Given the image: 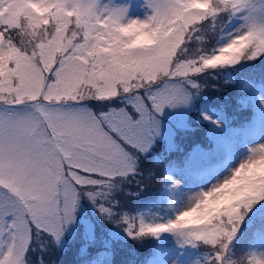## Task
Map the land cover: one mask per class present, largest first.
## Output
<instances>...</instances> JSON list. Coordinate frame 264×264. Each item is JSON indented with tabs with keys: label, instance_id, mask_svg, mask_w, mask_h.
<instances>
[{
	"label": "snow or ice",
	"instance_id": "1",
	"mask_svg": "<svg viewBox=\"0 0 264 264\" xmlns=\"http://www.w3.org/2000/svg\"><path fill=\"white\" fill-rule=\"evenodd\" d=\"M147 5L140 20L101 0H0V264H26L34 233L59 240L78 192L95 196L96 186L132 172L133 154L157 131L155 114L186 102L183 81L264 55L254 0ZM220 12L244 13L243 31L214 55L178 59L188 32ZM145 31L151 44L136 39ZM262 200L264 145L174 220L141 221L135 234L202 241L215 250L211 264H231L229 245Z\"/></svg>",
	"mask_w": 264,
	"mask_h": 264
},
{
	"label": "rangeland",
	"instance_id": "2",
	"mask_svg": "<svg viewBox=\"0 0 264 264\" xmlns=\"http://www.w3.org/2000/svg\"><path fill=\"white\" fill-rule=\"evenodd\" d=\"M101 2L125 8L128 19L143 20L151 14L147 0ZM254 3L264 19V0ZM243 16L220 12L197 22L178 46L177 58L198 60L216 54L243 31ZM226 25L230 26L226 33L219 35ZM136 39L144 44L153 42L146 31ZM262 57L206 68L183 81L186 102L165 105L155 114L157 131L146 150L133 154L134 170L115 177L108 186H96L95 196L88 191L78 192L72 219L64 224L59 240L50 234L34 233L26 264H140L152 254L154 240L162 242L163 248V257L155 264H211L215 250L202 241L185 243L183 237L172 232L135 233L141 221L155 224L174 220L200 194L229 178L253 150L264 145V85L253 82V76H264ZM218 70L226 74L227 83L217 79ZM242 84L245 89L240 88ZM241 96L250 101L238 102ZM89 104L102 107L95 102ZM257 111L262 118L261 131L252 135L250 124ZM226 152L232 153V159L222 164ZM182 155L185 169L176 166ZM214 165L217 170L210 174ZM169 166L173 169L162 172ZM204 171L209 176L200 178L198 174ZM166 179L170 180L169 195L161 187ZM263 218L264 200L253 205L241 221L226 252L231 264H255L264 257Z\"/></svg>",
	"mask_w": 264,
	"mask_h": 264
},
{
	"label": "trees",
	"instance_id": "3",
	"mask_svg": "<svg viewBox=\"0 0 264 264\" xmlns=\"http://www.w3.org/2000/svg\"><path fill=\"white\" fill-rule=\"evenodd\" d=\"M263 58V63H264V57H262ZM263 68H264V64H263ZM217 72V74H218V80H223L224 82H228L229 81V79L228 78H226V77H224L226 74L223 72V71H221V70H218V71H216ZM254 78H253V82H261V80H263L264 81V76H258V75H256V76H253ZM217 80V81H218ZM189 148H191V146H189ZM188 148V149H189Z\"/></svg>",
	"mask_w": 264,
	"mask_h": 264
},
{
	"label": "bare ground",
	"instance_id": "4",
	"mask_svg": "<svg viewBox=\"0 0 264 264\" xmlns=\"http://www.w3.org/2000/svg\"><path fill=\"white\" fill-rule=\"evenodd\" d=\"M226 33V32H225ZM222 34H224V33H222Z\"/></svg>",
	"mask_w": 264,
	"mask_h": 264
}]
</instances>
